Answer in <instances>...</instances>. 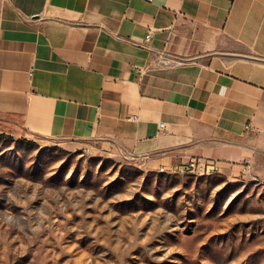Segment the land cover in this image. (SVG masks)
Instances as JSON below:
<instances>
[{"label":"crops","instance_id":"1","mask_svg":"<svg viewBox=\"0 0 264 264\" xmlns=\"http://www.w3.org/2000/svg\"><path fill=\"white\" fill-rule=\"evenodd\" d=\"M0 125L264 178V0H0Z\"/></svg>","mask_w":264,"mask_h":264},{"label":"rangeland","instance_id":"2","mask_svg":"<svg viewBox=\"0 0 264 264\" xmlns=\"http://www.w3.org/2000/svg\"><path fill=\"white\" fill-rule=\"evenodd\" d=\"M161 166L0 125V264H264V178Z\"/></svg>","mask_w":264,"mask_h":264},{"label":"built area","instance_id":"3","mask_svg":"<svg viewBox=\"0 0 264 264\" xmlns=\"http://www.w3.org/2000/svg\"><path fill=\"white\" fill-rule=\"evenodd\" d=\"M152 38V31L146 35V41H150ZM165 124H161L164 126ZM246 128H250V124L246 125ZM163 171H171L177 173H185V172H201V173H214V172H222L221 166L216 162V160L211 158H203V157H191L188 160H185L178 165L172 166L170 168L162 167Z\"/></svg>","mask_w":264,"mask_h":264}]
</instances>
